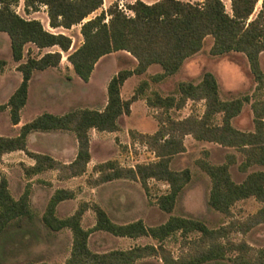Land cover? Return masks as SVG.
Listing matches in <instances>:
<instances>
[{
  "label": "trees",
  "instance_id": "16d2710c",
  "mask_svg": "<svg viewBox=\"0 0 264 264\" xmlns=\"http://www.w3.org/2000/svg\"><path fill=\"white\" fill-rule=\"evenodd\" d=\"M105 0H25L27 14L37 12L45 6L52 29H70L81 25L83 43L67 56L77 76L88 81L98 61L113 52L127 51L137 60L132 69L119 70L107 86L108 101L103 110L76 108L64 114L44 112L23 124L16 136L0 135V162L6 153L25 151L35 160L33 165L25 166L24 173L33 177L48 170H56L59 180L78 177L87 172L92 159L90 130L117 132L122 115L131 113V104L138 97L146 99L148 105L158 109L159 128L153 134H141L142 140L149 143L157 159L150 163H139L134 167L123 166L118 160H107L94 166L97 174L89 179L92 185H99L117 179L140 181L147 190L150 179L169 184L167 193L157 199L159 208L171 213L187 184L192 179L189 168L174 170L172 159L186 150L184 137L192 135L199 141H210L239 151L243 159L239 169L247 173L253 166L264 165V70L261 66V53L264 52V0H230L228 12L223 0H158L147 3L136 0L129 5L133 14H126L117 4L89 18L103 8ZM20 0H0V32L11 38V51L15 61L24 58L25 46L35 44L39 49L58 46L59 51H49L41 57L28 56L17 66L23 80L9 97L0 111L9 108L11 122L21 121V110L27 104L29 86L35 71L59 67L62 51L68 52L72 38L62 32L48 30L38 18H26L17 11ZM211 36L213 55L240 52L246 55L256 87L251 95L224 99L216 75L204 72L200 82L181 81L176 94L162 95L153 91L145 95L149 81L139 85L131 99L122 97V87L133 75H141L152 65H158L161 72L152 75L154 82H161L177 74L186 60L198 53L205 39ZM6 62L0 59V68ZM189 100L204 101L202 116L191 114L176 119L168 113L182 109ZM251 102L254 115V130L245 131L234 126L246 103ZM65 131L75 134L78 141L76 158L62 162L50 154L30 151L28 136L33 132ZM133 137H136L133 133ZM238 162L237 156L230 153L226 161L214 164L206 159L198 163L211 179L209 205L227 216L232 214L233 206L250 197L256 198L263 206L246 221H232L227 226L212 228L200 219L171 215L164 223L148 226L142 219L126 223L116 222L108 212L97 203L83 202L70 216L59 217L58 205L76 197V191L57 188L51 195L41 221L51 231L69 228L73 234L70 256L66 264H135L141 259L159 257L162 264H212L229 258L234 264H264V248L253 253L246 242H234L229 236L232 232H248L264 223V171L249 172L237 182L231 173V166ZM93 210L96 223L91 228L82 225L86 211ZM32 221L30 185L16 198L6 176L0 178V239L12 226L23 220ZM107 232L117 237H151L156 243L134 245L128 249H112L96 252L91 249L89 240L92 233ZM198 234L194 240L192 234ZM177 237L188 250L175 256L166 246V241ZM0 264H3L0 261ZM26 264H50L46 261H32Z\"/></svg>",
  "mask_w": 264,
  "mask_h": 264
},
{
  "label": "rangeland",
  "instance_id": "374dc122",
  "mask_svg": "<svg viewBox=\"0 0 264 264\" xmlns=\"http://www.w3.org/2000/svg\"><path fill=\"white\" fill-rule=\"evenodd\" d=\"M136 0H105L103 8L93 13L89 18L98 15L102 10H107L112 4H117L119 9L123 5L128 11L129 5ZM149 1L152 0H143ZM198 2L203 0H185ZM228 12H231V1L223 0ZM262 1V0H261ZM261 1L257 4V11L261 7ZM25 0H20L17 11L26 18L37 17L50 31L54 29L48 26V14L45 8L38 12L27 14L24 9ZM47 10V9H46ZM47 20V21H45ZM81 25H75L70 29L59 28L55 32H62L72 38V46L68 52H63L62 70L57 72L35 71L29 86V98L22 110V119L26 123L44 112L64 114L76 108H104L107 101V86L109 80L121 69H132L137 61L129 52L117 51L102 57L88 81L77 76L67 56L83 43ZM213 38L208 36L203 48L188 58L182 69L175 75L167 77L161 82H154L153 74L161 72L158 65H154L141 75L130 77L122 87V97L131 99L136 93L142 81H149L145 95H151L157 91L162 95L177 93L178 84L181 81L200 82L204 72L210 71L216 75L220 84L221 96L224 99H232L251 95L256 87V81L251 72L248 59L240 52H230L224 55H213L211 48ZM58 46L39 49L35 44L25 46L24 58L17 62L11 51V38L5 32H0V59L6 62L0 68V105L8 102L9 96L16 90L23 80L22 73L17 66L25 62L28 56L41 57L49 51H59ZM261 66L264 70V52L261 53ZM205 110L204 101L189 100L179 110L173 109L168 114L176 119H183L191 114L202 116ZM166 114L148 105L146 99L138 97L131 104V113L119 118L120 130L115 133L98 132L93 130L91 141V153L93 162L87 172L81 176L66 180H59L56 170H48L35 175L31 181L18 182L19 172L23 173L24 167L32 161L25 152L5 154L0 162V178L10 176L12 183L10 189L15 197H19L27 185H30L32 208L34 219L23 220L19 226L10 227L0 239V261L3 264H26L32 261H46L50 264H66L70 256L73 234L69 228L60 231H51L44 226L41 216L45 212L51 195L57 188H69L76 191V197L59 204L57 215L67 217L72 215L83 202L97 203L118 223H126L142 219L148 226L158 225L168 220L171 215H182L205 221L212 228H220L229 225L232 221H246L255 214L263 203L254 197L237 202L230 216L213 209L209 205L211 179L199 166L201 159H206L214 164L226 161L228 154L237 156L238 162L231 166V173L235 181L241 182L249 172L262 170L263 166H253L247 173L239 169L242 154L234 148L225 147L216 142L199 141L192 135L184 137L186 150L173 157L171 167L174 170L189 168L192 179L184 188L175 209L171 213L162 211L157 199L167 193L169 184L165 181L150 179L146 190L140 181L129 179H117L99 185H92L89 179H95L97 174L93 171L96 163L107 160H118L123 166L133 167L139 163L154 162L157 157L149 145L143 141L141 134H153L159 128L160 117ZM234 126L241 130H254V115L251 102L246 103L242 113L233 121ZM16 125L11 122L10 111H0V135L15 136ZM57 132L33 133L28 141L30 151L53 152L60 148L68 147L71 151L76 136L69 133L67 140L58 136ZM136 135V137H133ZM69 154V153H68ZM67 154V155H68ZM25 182V183H24ZM88 212V211H86ZM85 212V213H86ZM86 216V217H85ZM96 219L93 210L84 214L83 227L91 228ZM198 234L194 233L190 239L194 240ZM229 238L234 242H246L251 246L253 253L264 248V223H261L248 232H232ZM156 243L151 237L138 239L113 236L107 232L97 231L91 234L89 244L96 252H105L111 249H128L137 244ZM166 246L175 256H179L188 247L177 237L166 241ZM135 264H162L159 257H148L137 261ZM212 264H234L229 258Z\"/></svg>",
  "mask_w": 264,
  "mask_h": 264
},
{
  "label": "crops",
  "instance_id": "0c3cea01",
  "mask_svg": "<svg viewBox=\"0 0 264 264\" xmlns=\"http://www.w3.org/2000/svg\"><path fill=\"white\" fill-rule=\"evenodd\" d=\"M156 1H158V0H152L151 2H149V1H145V2H147V3H154V2H156ZM43 8H45V13H47V10H46V7L45 6H41V9H43ZM38 12V11H37ZM36 13V12H35ZM33 18H37V17H33ZM45 21H47V20H45ZM47 23H48V26L50 27V25H49V17H48V21H47ZM51 28V27H50ZM54 30H57V29H54ZM53 30V32H55ZM127 52V51H126ZM62 53H63V51H62ZM112 54V53H111ZM135 58V57H134ZM137 61V60H136ZM152 66H154V65H152ZM151 66V67H152ZM17 68V67H16ZM62 63H61V65L59 66V67H51V68H48V69H46V70H43V71H45V72H57V71H59V70H62ZM149 70V69H148ZM34 74V73H33ZM133 76H135V75H133ZM33 78V77H32ZM32 80V79H31ZM110 81V80H109ZM31 83V82H30ZM109 83V82H108ZM13 94V93H12ZM11 94V95H12ZM10 95V96H11ZM9 96V97H10ZM29 98V97H28ZM107 101H108V96H107ZM107 101H106V104H107ZM26 106V105H25ZM24 106V107H25ZM106 106V105H105ZM104 106V107H105ZM24 107H23V109H24ZM6 109H9V108H6ZM22 109V110H23ZM104 108H99L98 110H103ZM22 110H21V121H20V123L19 124H17L16 125V129H17V132H16V135H18L19 134V131H20V128H21V126L23 125V124H25L26 122L25 121H23V119H22ZM38 116V115H37ZM36 118V117H35ZM93 130H96V129H91L90 130V135H91V141H92V134H91V132L93 131ZM96 131H98V130H96ZM52 132H57L56 134H58V136H62V138H63V140H67L66 138L67 137H69V133H71V132H65V131H52ZM98 132H100V131H98ZM118 132V131H117ZM33 133H35V132H33ZM33 133H31L29 136H28V141H29V138H30V136L33 134ZM38 133H50V132H38ZM112 133V132H111ZM113 133H115V132H113ZM15 135V136H16ZM76 141H74V143H73V147L71 148V151H70V149L68 148V147H64V148H60L59 150H55V151H53V152H49V154L51 155V156H53L54 158H56V159H58V160H60V161H62V162H65V163H70V162H72L75 158H76V155H77V152H78V141H77V139H75ZM27 146H28V144H27ZM90 150H91V148H90ZM14 152H25V151H14ZM14 152H10V153H14ZM34 152H37V151H34ZM41 153H45V152H41ZM69 153V154H68ZM6 154H9V153H6ZM47 154V153H46ZM68 154V155H67ZM5 155V154H4ZM91 155H92V153H91ZM32 159V158H31ZM92 162H93V158L91 159V161L89 162V164H88V167H87V170H88V168H89V166H90V164H92ZM35 163V160L34 159H32V161H29V163H28V165L27 166H29V165H33ZM96 164H98V163H96ZM95 164V165H96ZM94 165V166H95ZM26 176V175H25ZM34 177V176H33ZM33 177H29L28 179L27 178H25L24 177V175H23V173H21V172H19V180H18V182L19 183H22V181H31V180H33L32 178ZM73 178H75V177H73ZM7 179H8V181H9V185L12 183V179H11V177L10 176H7ZM25 183V182H24ZM17 198V197H16ZM66 201V200H65ZM62 203V202H61ZM60 203V204H61ZM59 206V205H58ZM58 209V208H57ZM88 212H89V210H88ZM88 212H86L85 214H87ZM70 216V215H69ZM86 217V216H85ZM83 220H85L84 218H83ZM92 221L94 222L95 221V223H96V219L93 217L92 218ZM83 222V221H82ZM95 223L93 224V226L95 225ZM83 225V224H82ZM125 238H128V237H125ZM132 239V238H131ZM136 239H138V238H136ZM136 245V244H135ZM137 245H139V244H137ZM134 246V245H133ZM133 246H131V247H133ZM130 248V247H129ZM112 250V249H111Z\"/></svg>",
  "mask_w": 264,
  "mask_h": 264
},
{
  "label": "built area",
  "instance_id": "2783aa9c",
  "mask_svg": "<svg viewBox=\"0 0 264 264\" xmlns=\"http://www.w3.org/2000/svg\"><path fill=\"white\" fill-rule=\"evenodd\" d=\"M120 9L122 11H124L126 14L130 15V14H133V12L131 10H127L123 5H120ZM134 167V166H133Z\"/></svg>",
  "mask_w": 264,
  "mask_h": 264
},
{
  "label": "water",
  "instance_id": "95a60500",
  "mask_svg": "<svg viewBox=\"0 0 264 264\" xmlns=\"http://www.w3.org/2000/svg\"><path fill=\"white\" fill-rule=\"evenodd\" d=\"M262 2V1H261Z\"/></svg>",
  "mask_w": 264,
  "mask_h": 264
}]
</instances>
